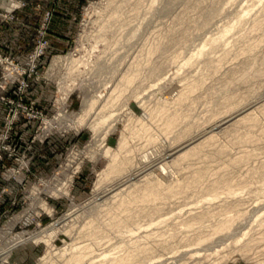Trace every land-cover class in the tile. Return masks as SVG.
<instances>
[{
	"label": "rangeland",
	"instance_id": "obj_1",
	"mask_svg": "<svg viewBox=\"0 0 264 264\" xmlns=\"http://www.w3.org/2000/svg\"><path fill=\"white\" fill-rule=\"evenodd\" d=\"M0 57V264H264V0H0Z\"/></svg>",
	"mask_w": 264,
	"mask_h": 264
},
{
	"label": "bare ground",
	"instance_id": "obj_2",
	"mask_svg": "<svg viewBox=\"0 0 264 264\" xmlns=\"http://www.w3.org/2000/svg\"><path fill=\"white\" fill-rule=\"evenodd\" d=\"M139 1L138 2H136V6L137 5H139ZM107 22V21H106ZM106 34L107 33H105V32H103V33H99L98 35H97V39H95L94 40V45L96 46V44H97V42H99V41H103V40H107V37H106ZM109 34V33H108ZM119 34V33H118ZM155 48H158V46L156 45V47ZM154 47H152L150 50H154L155 49ZM73 60V59H72ZM73 61H75V59L73 60ZM68 68V67H67ZM134 77V76H133ZM133 77H131V78H133ZM124 78H125V80L126 81H129L131 78L130 77H126V76H124ZM111 80V79H110ZM70 84H71V82H70ZM63 86V84L62 85H60V87L61 88H63L62 87ZM66 86H68V85H66ZM70 86V85H69ZM115 88V87H114ZM67 90V89H66ZM66 92V91H65ZM63 94H65V93H63ZM61 95V94H60ZM102 95V94H101ZM65 97H66V95H65ZM182 97H183V95L182 94H180V95H178L177 97H176V100L177 101H181V99H182ZM58 98L60 99V97L58 96ZM181 98V99H180ZM62 99V98H61ZM64 99V98H63ZM61 101H64V100H61ZM61 101H59V102H61ZM94 99H91V100H88V99H85V102H84V104H83V107H82V113H81V115H83L84 113H88L89 111H91V110H93L94 108H95V105H94ZM97 113V112H96ZM80 118H82V117H80ZM177 119H178V114H174V115H170V114H168L165 118H164V128H168V127H171L176 121H177ZM95 123H97V121H93V122H91V126L93 125V126H96L95 125ZM125 145H126V140L123 138V137H121L120 138V140H119V146H118V148H124L125 147ZM198 149V145H194V146H192V147H189L188 149H186L185 151H183L182 153H181V157L182 156H187V155H190V154H193L196 150ZM104 150V149H103ZM108 152H110L111 153V158H110V162L108 163V166H107V168H106V170L104 171V173H103V178H102V180H104V179H106V178H109L112 174H116V173H120V172H122V170H123V168H124V164L125 163H128V161H129V158L127 159V160H123L122 158L121 159H118L117 158V151L116 150H113V151H110V149L109 148H107L106 149ZM106 152V151H105ZM107 153V152H106ZM125 169V168H124ZM149 182V181H148ZM152 182V181H151ZM146 184V183H145ZM155 185V184H154ZM158 185V184H157ZM156 185V186H157ZM158 188V187H157ZM112 189V188H111ZM119 188H117V190L115 189V192L112 194V195H110V196H112L110 199L111 200H113V198H115V199H118V198H116V196H120V194L121 193H123V191H120V190H118ZM62 190V189H61ZM60 191V190H59ZM111 191V190H110ZM143 191V193L140 195L139 194V198L140 199H146V200H153L156 196H154V186L151 184V183H149V184H147L146 186L144 185L142 188H141V192ZM125 193H126V190H125ZM213 195V194H212ZM216 195V194H215ZM121 197V196H120ZM119 197V198H120ZM109 198V197H108ZM107 198V199H108ZM130 199L132 198L133 200L135 199V200H137V197L134 195V196H130L129 197ZM138 198V199H139ZM114 199V200H115ZM112 202V201H111ZM119 202V201H118ZM142 202V201H141ZM116 204H117V202H115ZM122 203V202H121ZM120 203V204H121ZM118 205V204H117ZM137 205V204H136ZM114 206H115V204H114ZM140 206V205H139ZM141 208V207H140ZM136 212H137V210H136ZM138 213V212H137ZM199 215H201V214H199ZM133 216V215H132ZM135 216V215H134ZM131 217V216H130ZM198 219V217H197V215H195V217H193V219ZM125 219V218H124ZM131 219H133V218H131ZM116 221L118 220V219H115ZM150 220V219H149ZM113 223H114V221H113ZM133 223H136V221H134V220H132L131 222H129V220L128 221H125V222H121L120 221V217H119V221H117V222H115L114 224H117L118 225V227L119 228H121L122 230L123 229H125V230H133L134 229V227H135V225L133 224ZM90 224V223H89ZM88 224V225H89ZM91 224H92V222H91ZM90 224V225H91ZM226 224H228V223H226V222H224V223H222V225H226ZM108 225V224H107ZM129 225H133L132 227H130L129 228ZM221 225V226H222ZM95 226V225H94ZM94 226H91V227H94ZM99 226V225H98ZM109 226H110V224H109ZM117 227V226H116ZM117 227V228H118ZM96 228V227H95ZM103 228V227H102ZM92 230L90 231L91 232V235H93L94 237H98L99 236V233H98V231H99V229L98 230H94L93 228H91ZM102 230V229H101ZM116 230V229H115ZM23 233V232H22ZM22 233H20V234H18V235H16V236H14L13 237V239H11L9 242H8V244H5L3 247H1L0 248V257L3 259V258H5L7 255H8V253H9V251H10V249H11V246H13L15 243H20V242H23V241H26L27 240V236H25L24 234H22ZM101 234V233H100ZM93 236H92V238H93ZM101 236V235H100ZM105 236V235H104ZM31 237V236H30ZM124 237V236H123ZM77 243V242H76ZM16 246V245H15ZM139 246V245H138ZM79 248V249H78ZM85 249H80V246H77V248L74 246L73 248H72V251L73 250H75V251H73V253H71L70 255H68L67 257V259H66V261L67 262H71V261H77V260H80L81 258H82V256H85L86 255V253H88V251L89 252H91L89 249H91L90 248V246H88V247H84ZM88 248V250L86 251V249ZM141 249H143L144 248V246H141L140 247ZM76 249H78L77 251H76ZM122 251H125V248H124V250L122 249ZM120 252V251H119ZM127 251H125L123 254L124 255H117V256H119V257H116V256H113V255H110L109 254V256L107 255V253L105 254H103V256L101 257V258H99V259H95V260H91V264H134L133 263V257L135 256H133V254L132 253H130V254H128V253H126ZM101 253V252H100ZM103 253V252H102ZM111 254H112V252H111ZM115 254V253H114ZM118 254H120V253H118ZM116 257V258H115ZM137 259V258H136ZM135 260V259H134ZM136 263H137V261H136Z\"/></svg>",
	"mask_w": 264,
	"mask_h": 264
},
{
	"label": "built area",
	"instance_id": "obj_3",
	"mask_svg": "<svg viewBox=\"0 0 264 264\" xmlns=\"http://www.w3.org/2000/svg\"><path fill=\"white\" fill-rule=\"evenodd\" d=\"M0 58H1V57H0ZM11 75H12V71L8 70V71H7V76L10 77ZM13 115H15V114H13ZM11 120H12V116L9 117V115H8V118H7V120H6V125H7V127H9V124H10Z\"/></svg>",
	"mask_w": 264,
	"mask_h": 264
}]
</instances>
